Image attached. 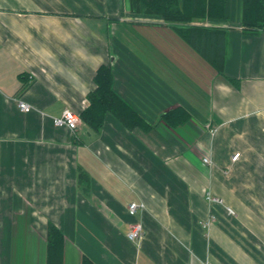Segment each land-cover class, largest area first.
<instances>
[{
  "label": "crops",
  "instance_id": "obj_1",
  "mask_svg": "<svg viewBox=\"0 0 264 264\" xmlns=\"http://www.w3.org/2000/svg\"><path fill=\"white\" fill-rule=\"evenodd\" d=\"M128 3L0 0V264H47L49 226L61 264H264V28L241 25L242 0L184 25L224 31L218 72L182 24ZM102 64L143 123L57 125Z\"/></svg>",
  "mask_w": 264,
  "mask_h": 264
},
{
  "label": "trees",
  "instance_id": "obj_2",
  "mask_svg": "<svg viewBox=\"0 0 264 264\" xmlns=\"http://www.w3.org/2000/svg\"><path fill=\"white\" fill-rule=\"evenodd\" d=\"M131 10L161 16L169 23L188 24L192 20L225 19L230 0H128ZM241 25L250 31L264 28V0H242ZM178 27V28H182ZM185 28V27H184ZM188 43L218 72L223 69L224 31L207 27H186ZM94 88L87 93V103L79 114L83 123L91 129H99L107 114L116 117L127 127L141 124L142 120L113 90L110 66L100 65L93 76ZM166 122L172 126L188 119L183 110L166 113ZM173 119V120H172ZM143 123V122H142ZM63 235L53 226L47 232V264H61ZM82 264H94L82 257Z\"/></svg>",
  "mask_w": 264,
  "mask_h": 264
},
{
  "label": "built area",
  "instance_id": "obj_3",
  "mask_svg": "<svg viewBox=\"0 0 264 264\" xmlns=\"http://www.w3.org/2000/svg\"><path fill=\"white\" fill-rule=\"evenodd\" d=\"M17 105L21 111H29L31 109V106L24 102L23 100L17 99ZM55 123L57 125H65L67 128H69L71 131H75L79 124H80V117L79 115L73 113L70 110H65L63 115L57 119H55ZM239 156V153H235L232 156V160H235ZM202 163L204 165H209L211 163V160L208 156L202 157ZM206 199L208 201H218L220 202L219 198L213 197L210 193H206ZM144 208L143 203L139 202H130L127 205L128 213L131 215H135L138 210H141ZM230 213H232L231 209H228ZM143 229L142 224L140 221H135L131 224H129V229L126 232V236L130 241L138 240L142 237Z\"/></svg>",
  "mask_w": 264,
  "mask_h": 264
},
{
  "label": "rangeland",
  "instance_id": "obj_4",
  "mask_svg": "<svg viewBox=\"0 0 264 264\" xmlns=\"http://www.w3.org/2000/svg\"><path fill=\"white\" fill-rule=\"evenodd\" d=\"M86 103H87V99H86V101H85V106H86Z\"/></svg>",
  "mask_w": 264,
  "mask_h": 264
}]
</instances>
